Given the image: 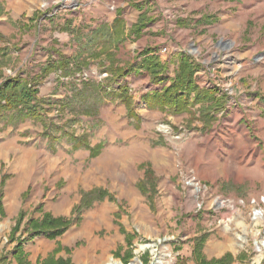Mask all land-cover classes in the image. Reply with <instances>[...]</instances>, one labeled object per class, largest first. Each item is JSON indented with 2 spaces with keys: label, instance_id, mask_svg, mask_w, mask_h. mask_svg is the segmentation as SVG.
<instances>
[{
  "label": "rangeland",
  "instance_id": "374dc122",
  "mask_svg": "<svg viewBox=\"0 0 264 264\" xmlns=\"http://www.w3.org/2000/svg\"><path fill=\"white\" fill-rule=\"evenodd\" d=\"M109 1L0 0V83L40 111L0 114L1 264H264V0H175L140 37ZM173 84L185 109L145 102Z\"/></svg>",
  "mask_w": 264,
  "mask_h": 264
},
{
  "label": "trees",
  "instance_id": "16d2710c",
  "mask_svg": "<svg viewBox=\"0 0 264 264\" xmlns=\"http://www.w3.org/2000/svg\"><path fill=\"white\" fill-rule=\"evenodd\" d=\"M136 5V4H135ZM148 21V17L141 16L138 18L137 22L134 23L132 27V32L138 36L140 35L142 29L146 26V23ZM146 49V50H145ZM148 48H144L142 53L144 54L143 62L147 63V69L151 71L149 68L151 65V60H153V57H149L146 55L148 53L147 51ZM191 63L187 64L186 66H189ZM186 66H180L176 79L183 77L182 74L186 71L184 67ZM175 86L176 84H173L170 86V88H167L165 91L161 93H152L147 95V99H145V102L150 106H156V105H171L173 107H178L179 110L185 109L184 104H180V97L182 96V92H176L175 91ZM184 93V92H183ZM208 93L210 95L215 94V89L209 88ZM37 94V88L32 87V86H21L19 80L15 76H10L5 78L1 83H0V114H3L6 110L8 109H15L18 110L20 113H23L25 116H32V117H38L40 115V111L37 110V108L34 105V101L38 99L36 97ZM121 94L123 96V101L128 104V110L127 114L129 116H133L135 118L139 117V114L137 113L135 109L134 103L131 101L130 96L127 92V88L125 86L121 87ZM149 98H152L156 100L155 103H152ZM92 154H95L97 151V148H93ZM2 182L0 183V186H2ZM0 206H1V195H0ZM57 221V219H56ZM60 222V220H58ZM49 223H53V220H48ZM62 222V220H61ZM67 223L65 222L63 226H61V229L66 228ZM35 229L37 232H42L39 231L36 227ZM17 264H27L25 261L24 253L22 251V244H17L16 248H14L13 252ZM4 257H0V264L3 262ZM219 259L212 260V263H219ZM42 264H71L69 259H63L59 258L56 261H46Z\"/></svg>",
  "mask_w": 264,
  "mask_h": 264
},
{
  "label": "crops",
  "instance_id": "0c3cea01",
  "mask_svg": "<svg viewBox=\"0 0 264 264\" xmlns=\"http://www.w3.org/2000/svg\"><path fill=\"white\" fill-rule=\"evenodd\" d=\"M160 1H161V5H160V8H158V6L150 7L149 4H147L148 3L147 0H128V2L126 0H118V3L116 4V8L114 11H115V14L118 13L119 14L118 16L123 18L125 22L129 21V14H130L131 15L130 20H132L131 24L136 23L138 18L141 16L148 17L146 26L142 29L140 35L138 36L140 37L144 33V31L147 29V25L152 22L151 14L155 13L154 9L163 10V7H164L163 5H170V8L178 7V6H174L176 4L175 0H160ZM187 9L185 11H187ZM206 17L207 15H205L203 12L200 18L196 20L195 22L198 21V24L202 23V21H204ZM112 18H113V15H109V17L107 18V22H111ZM155 42H157V40ZM155 42L150 41L149 45L144 44L142 47H139L138 50L143 49L145 47H149V46L150 48H154L153 45ZM102 216L106 224H109L108 216L106 214H102Z\"/></svg>",
  "mask_w": 264,
  "mask_h": 264
},
{
  "label": "built area",
  "instance_id": "2783aa9c",
  "mask_svg": "<svg viewBox=\"0 0 264 264\" xmlns=\"http://www.w3.org/2000/svg\"><path fill=\"white\" fill-rule=\"evenodd\" d=\"M105 0H87L89 3H103ZM108 7L110 9L114 8V1L111 0L107 3ZM162 52H166V48H162ZM106 74L103 72L99 75V77L105 76ZM83 76H87V73H84ZM250 208H251V214L253 218H259L264 220V192L259 194L258 196H254L249 198L248 200Z\"/></svg>",
  "mask_w": 264,
  "mask_h": 264
},
{
  "label": "bare ground",
  "instance_id": "6f19581e",
  "mask_svg": "<svg viewBox=\"0 0 264 264\" xmlns=\"http://www.w3.org/2000/svg\"><path fill=\"white\" fill-rule=\"evenodd\" d=\"M141 248H143V246H140ZM78 254L79 253H77V256H78ZM156 264H162V263H165V261L163 260V258L162 257H157V259H156ZM106 264V263H105ZM107 264H115L113 261H111V260H109L108 262H107ZM131 264H141L137 259L136 260H134Z\"/></svg>",
  "mask_w": 264,
  "mask_h": 264
},
{
  "label": "water",
  "instance_id": "95a60500",
  "mask_svg": "<svg viewBox=\"0 0 264 264\" xmlns=\"http://www.w3.org/2000/svg\"><path fill=\"white\" fill-rule=\"evenodd\" d=\"M136 259H137L138 261H140L138 258H136ZM130 263H131V262H130ZM130 263H129V264H130Z\"/></svg>",
  "mask_w": 264,
  "mask_h": 264
}]
</instances>
